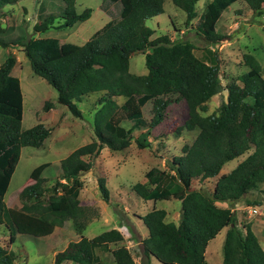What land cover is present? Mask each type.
Here are the masks:
<instances>
[{
    "label": "trees",
    "instance_id": "16d2710c",
    "mask_svg": "<svg viewBox=\"0 0 264 264\" xmlns=\"http://www.w3.org/2000/svg\"><path fill=\"white\" fill-rule=\"evenodd\" d=\"M16 1L0 0V6ZM63 1L60 17L50 13L34 23L33 33L21 43L22 51L32 70L56 90V100L74 115L81 114L75 100L93 91L101 92L97 100L100 106L93 117L95 137L60 159L59 178L65 181L57 179L47 193L42 171L50 162L43 161L32 168V181L20 190V195L32 200L33 205L7 206L4 195L21 146L42 145L52 128L41 121L18 127L23 95L19 77L12 72L16 55L6 54L0 63V115L15 120L11 124L15 133L0 134V223L12 229L9 242L14 241L15 232L41 236L65 220L85 219V208L78 197L80 174L91 168L101 148L106 145L112 151L124 150L135 129L150 130L163 120L168 105L184 100L187 116L176 131L197 129L196 135L182 145L180 154L172 156L167 169L154 165L144 173L146 182L132 185L144 199H180L177 222L165 219L163 207H153L140 215L148 229L142 239L141 264H150V255L163 264H264V249L250 223L238 225L231 209L244 194L264 184V77L260 62L251 52H245L243 60L248 68L223 86L218 62L200 58L192 41L171 38L167 33L151 38L154 28L146 20L164 11V0H102L100 7L111 22L83 43L36 36L50 28L70 27L90 16L91 7L78 12L75 0ZM172 1L185 11L184 25L194 28L209 44L227 37L217 30V22L222 11L236 0H209L199 14L195 8L198 0ZM245 2L254 16L264 15V0ZM57 18L61 19L55 24ZM0 44L17 45V41L0 38ZM139 51L145 56V74L129 70L130 56ZM222 88L227 90L226 100L220 102L217 111L203 114L208 109L207 101ZM118 95L124 96L120 104L116 101ZM147 102H151L149 117L143 111ZM51 106L52 102L46 100L44 107ZM123 119L129 124H122ZM136 143L140 147L149 145L142 136L136 138ZM244 152L248 153L243 159L217 177L210 192L192 187L194 178L217 175L225 162ZM67 182H71V189L59 191L58 187ZM97 182L100 196L108 201L105 177L98 176ZM216 200H226L229 205L219 206ZM246 201L261 202L256 198ZM225 226L222 262L211 263L205 258L206 246ZM123 239L117 227L92 237L81 236L57 252L54 262L70 259L80 264H102L94 245L106 243L111 244L113 264H136ZM0 264H14L4 243H0Z\"/></svg>",
    "mask_w": 264,
    "mask_h": 264
},
{
    "label": "rangeland",
    "instance_id": "374dc122",
    "mask_svg": "<svg viewBox=\"0 0 264 264\" xmlns=\"http://www.w3.org/2000/svg\"><path fill=\"white\" fill-rule=\"evenodd\" d=\"M101 1L102 0H76L75 8L78 12L83 10L86 6L92 8L91 15L87 19L78 20L70 27L51 28L48 29V31L46 30L43 33L36 34V36H57L61 40L83 43L105 26V20L111 19L100 7ZM208 1L209 0H198L196 2L195 8L197 14L202 11ZM63 6L64 3L62 0H18L12 4L7 3L0 6V38L4 40L15 39L17 41V45L3 46L0 44V63L8 52H13L16 55V64L12 72L19 76L23 93V117L17 120V125L22 129L41 121L52 128L50 135L46 137L42 145L37 147L33 145L21 146L19 160L4 195V200H6L9 205L15 204L16 206H20L24 203L30 207L33 205L32 200L26 197L23 198L20 195V190L23 186L32 181L29 177L32 168L43 161L50 162V165L47 166L43 172L46 175L44 176V182L47 180L46 183H44L46 192L49 193L51 189L50 184L57 180L60 175V166L57 160L66 156V154L75 147L89 142L95 137L92 109L94 110L97 106L95 103H97L100 92H94L86 97H84V95L81 100H76L75 103L81 110V114L74 115L66 105L57 102L55 98L57 94L56 90L45 78L32 70L27 57L22 51L21 43L26 40L29 34L33 33L34 23L40 21L48 13H54L55 15L60 14L63 11ZM185 17L186 13L182 8L174 4L172 0H164V11L160 14L158 23L154 17L148 18L146 23L155 29V35L168 33L171 38L179 37L188 39L194 43V51L200 58L209 62H218L223 86L227 81L236 78L248 68L243 60V54L245 52H251L260 62L262 75L264 77V15L254 16L244 0L231 3L222 11L217 23V30L227 35V37L212 44H209L202 36L196 34L194 28L184 25ZM171 19L176 26H173ZM196 19L197 16L192 19V22L195 23ZM110 22L111 20L108 21V23ZM129 69L138 74L147 71L143 52L139 51L130 56ZM226 97L227 90L222 88L219 92L210 97L207 101L208 109L202 113L207 114L217 111L218 105L221 101L226 100ZM46 100L52 102V106L47 109L44 107ZM117 100L121 102L123 98L120 96L117 97ZM143 111L146 117L151 115V102L145 104ZM165 111L166 114L164 119L158 125L151 128L150 131L148 130L145 131L144 134H139L142 130L135 129L132 134L131 143L127 148L124 150H111L112 155H116L118 159L115 160L114 157L110 155L105 156L107 158L101 159L98 163H94L92 169L80 174V179H83V186V181L88 182L86 176L89 177L92 173L94 175L103 173L105 176L108 174V176H111L109 177V182H111L114 173L118 170L122 171V175L119 173V176H115L117 181L115 178H112L114 181L112 185L115 189L112 192L111 199L109 198V200L106 201L107 204L100 200L102 198L98 186L95 183L96 195L98 196V203L96 205L102 202V206H104V208H101L102 214L107 215L111 209L112 211L114 210L116 212L115 217L124 220L123 222L120 221L121 223L118 225L122 231L125 230L124 223H129L130 221L126 219L127 214L121 212L120 209L114 206L116 200L118 201L119 198L117 192L120 191L121 195L126 192L124 193L125 197L129 194L131 197L130 204H132V214H129L128 217H130L133 222V227L136 232L143 230L145 226L139 215L145 210H149L154 200L148 201L136 194L132 188L133 183L145 179V171L154 165L167 169L168 162L172 156L180 154L182 152V145L185 142H190L197 133V129L187 130L182 128L178 129V132L176 131V127L180 126L187 116V107L184 100L168 105ZM14 121L15 120L10 117L0 115V134L3 136H5L6 133L13 135L15 129L11 124H13ZM122 124L128 125L129 121L123 119ZM137 136L146 137L147 140H150H148L150 144L143 147L138 146L135 142V137ZM231 163H227L226 165L228 166ZM81 176H83V178H81ZM121 177H127V182L119 186L118 181ZM215 180L216 176L203 179L194 178L192 187L201 188L206 192H210ZM85 186L90 193H93L94 188H92L90 183H86ZM71 187V182H67L65 186H59L58 190L69 191ZM248 197L250 199H262L264 203V191L255 189L248 194ZM88 199L87 193H83V195H81V204L88 207L89 204H86L89 203ZM121 204L123 205V203ZM179 205L180 201L174 196H172V198H161L156 200V207L166 206L170 209V214L167 219L176 220L179 218ZM98 208L99 206H97L96 209L98 210ZM261 208L263 210L262 213H264V204ZM238 213L241 217H243V215H248L247 208H239ZM250 215L252 218L253 214ZM98 216V219L101 218L99 221L93 220L87 224L83 230L85 235L92 236L112 227L111 224H113L114 221L111 216H109L106 221L100 214ZM65 221L64 223H66V225L63 228H59V230L67 229L69 231H75L79 225V222L75 220ZM11 231L12 229L6 227L4 224H0V243L6 244L14 260V264L53 263L51 252H39L40 245L45 241L44 237L15 232V239L10 243L9 235ZM257 234L264 248V222H262L261 231H258ZM224 236L225 228L223 227L214 238L208 242L209 257L210 254L213 255L216 251L218 256L222 255ZM127 239H129V237H125L126 244L131 245ZM137 245V247L141 249L142 242ZM131 250L134 251L135 248Z\"/></svg>",
    "mask_w": 264,
    "mask_h": 264
},
{
    "label": "crops",
    "instance_id": "0c3cea01",
    "mask_svg": "<svg viewBox=\"0 0 264 264\" xmlns=\"http://www.w3.org/2000/svg\"><path fill=\"white\" fill-rule=\"evenodd\" d=\"M63 1V0H62ZM76 1V0H75ZM236 1H238V0H236ZM245 1V0H244ZM63 3H64V1H63ZM246 3V2H245ZM247 4V3H246ZM64 6H65V4H64ZM64 6H63V8H64ZM248 6V5H247ZM249 7V6H248ZM250 9V8H249ZM251 10V9H250ZM162 13V12H161ZM161 13H159V14H157V15H154V16H152V17H154L155 19H156V21H157V23H158V18H159V16H160V14ZM48 14H50V13H48ZM48 14H46V15H48ZM51 14H54V13H51ZM45 15V16H46ZM55 15V14H54ZM91 15V14H90ZM57 17L59 16V14L58 15H56ZM60 17V16H59ZM151 17V18H152ZM44 18V17H43ZM61 19V18H60ZM59 18H57L56 19V21H55V24H57V22L60 20ZM87 19V18H86ZM109 20H111V19H107V20H105V23H104V25H106L107 23H108V21ZM218 23V22H217ZM103 25V26H104ZM149 25V24H148ZM152 27V26H151ZM65 28V27H64ZM153 28V27H152ZM51 29V28H50ZM48 31V30H47ZM154 31H155V29H154ZM38 34V33H37ZM168 34V33H167ZM37 36H39V35H37ZM153 36L155 37V36H157V35H155L154 34V32L151 34V38H153ZM171 37V36H170ZM59 38V37H58ZM60 39V38H59ZM69 41V40H68ZM130 59V58H129ZM16 64V63H15ZM15 66V65H14ZM14 66H13V69H14ZM12 69V70H13ZM130 70V69H129ZM132 72V71H131ZM133 73H135V72H133ZM145 73H147V71H144V73H140V74H145ZM135 74H138V73H135ZM18 76V75H17ZM19 77V76H18ZM19 80H20V78H19ZM20 85H21V81H20ZM21 90H22V85H21ZM95 92H99V91H95ZM94 93V91L93 92H90V93H88V94H84L83 96L84 97H86V96H88V95H91V94H93ZM100 94H101V92H100ZM22 95H23V93H22ZM82 96V97H83ZM122 97L123 98V100H124V96H122V95H118V96H116V101L118 102V100H117V97ZM56 97H57V94H56ZM55 97V98H56ZM82 99V98H81ZM80 99V100H81ZM98 100V99H97ZM123 100L121 101V102H118L119 104L120 103H122L123 102ZM76 101V100H75ZM180 101V100H179ZM58 102V101H57ZM176 102V101H175ZM175 102H173V103H175ZM178 102V101H177ZM58 103H60V102H58ZM95 104H97V106L94 108V110L92 109V111H93V117H94V113H95V111H96V109L100 106V104H98V102L97 103H95ZM172 104V103H171ZM81 111V110H80ZM165 114H166V111H165ZM22 117H23V115H22ZM93 117H92V119H93ZM165 117V116H164ZM22 119V118H21ZM164 119V118H163ZM93 121V120H92ZM142 131L139 133V134H144L145 133V131H148V130H145V129H141ZM150 131V130H149ZM132 134H133V132H132ZM148 134V133H147ZM133 137V136H132ZM137 137H140V136H137ZM137 137H135V142H136V138ZM145 139H147L146 137H144ZM149 140V139H148ZM53 141V140H52ZM150 141V140H149ZM46 142V141H45ZM131 143V142H130ZM150 144V143H149ZM130 145V144H129ZM147 146V145H146ZM37 147V146H36ZM70 152V151H69ZM68 152V153H69ZM249 152V151H248ZM248 152H244V153H242V154H240V155H238V156H236V157H234V158H232L231 160H228L227 162H225L224 164H223V166H222V168L220 169V172L217 174V175H215L216 176V179H217V177L221 174V173H224V172H228L229 170H231L241 159H243L246 155H247V153ZM67 153V154H68ZM66 154V155H67ZM243 154H245V155H243ZM108 155H110V156H112V157H114V159L116 160V159H118V157L116 156V155H112V152H111V150L105 145V146H103L102 148H101V150H100V152H99V154L96 156V158L94 159V162H93V164H92V166L94 165V163H98V162H100V160L101 159H104V158H107V157H105V156H108ZM64 157V156H63ZM57 161H59V163H60V160H57ZM49 162V161H48ZM232 162V163H231ZM227 163H231L230 165H226ZM49 165H50V163H49ZM49 165H47V166H49ZM60 165V164H59ZM46 166V167H47ZM92 166H91V168L90 169H92ZM155 166H157V165H155ZM45 167V168H46ZM160 167V166H159ZM45 168L43 169V171H42V176H46L43 172H44V170H45ZM161 168H164V167H161ZM89 169V170H90ZM59 170H61V169H59ZM89 170H87V171H89ZM86 171V172H87ZM122 171H120V170H118L117 172H115L114 173V177L112 176V178H115L116 179V175L117 176H119V173L122 175V173H121ZM93 175V176H92ZM92 175L91 176H89V177H87L86 176V178L88 179V182H84L83 181V186H81V188H80V190H79V195H78V197H79V200H80V204H81V195H83V193H87V195H88V202L89 203H86V204H89V206L87 207V206H84V205H82L84 208H85V216H84V218L85 219H83V218H81V219H79V218H74V219H68V220H75V221H78L79 222V225H78V227L75 229V231H69V230H67V229H62V230H59V228H63L65 225H66V223H64V222H66V221H64L62 224H60V225H55L54 227H53V229L49 232V233H47V234H44V235H41V237H44L45 238V241H44V243H42L41 245H40V247H39V252H51V254H52V257H53V263L52 264H55V262H54V259H55V256H56V253L57 252H59V251H61L62 249H64V247L67 245V243L70 241V240H77V239H79L81 236H86V237H92V236H87V235H85L84 234V232H83V230L85 229V227L87 226V224L89 223V222H91V221H93V220H97V221H99L100 219H98L99 218V214H100V216L101 217H103L104 219H105V221L107 220V218L109 217V216H111V218L113 219V221H114V223L113 224H111V226L112 227H117L119 230H120V228L118 227V225L121 223V222H123L124 220L122 219L121 220V218L120 219H118V218H116L115 217V215H116V212L113 210L112 211V209H111V211L106 215V214H102L101 212V208H104V206H102V202H105L106 204H107V202H106V200H104L102 197V199H100V200H102V202H100L98 205H96L97 203H98V199H97V195H96V193H97V191L95 190V183L97 184V186H98V182H97V178H98V176H100V175H103L104 177H105V179H106V184H107V186H108V188H109V192H110V195H109V198L110 197H112V192H113V190L115 189L114 188V186L112 185V182H114L113 180H112V178H111V182H109V177H111L110 175L108 176V174H106V176H105V174H103V173H98L97 175H94L93 173H92ZM60 176V175H59ZM59 176H58V179H60L61 181H65L63 178H59ZM211 177H214V176H211ZM81 178H83V176H81ZM206 178H209V177H206ZM81 180H83V179H81ZM47 181V180H46ZM46 181L44 182V183H46ZM56 181V180H55ZM54 181V182H55ZM116 181H117V179H116ZM147 181V177L145 176V179H142L141 180V182H146ZM216 181V180H215ZM53 182V183H54ZM124 182H127V177L125 178H120V180L118 181V185L119 186H121V185H124ZM10 183V182H9ZM52 183V184H53ZM86 183H90V185L92 186V188H94V191H93V193H90L87 189H86V186H85V184ZM52 184H50V186L52 185ZM214 184H215V182H214ZM214 184H213V186H214ZM45 185V184H44ZM264 184H261V186H260V188L258 189V190H260V191H264V186H263ZM9 186V185H8ZM99 189V188H98ZM213 189V187L211 188V190ZM255 190V189H254ZM254 190H251L250 192H247L246 194H244L239 200H237V201H235L233 204H234V206L232 205L231 206V209L232 210H235V212H236V215H237V219H238V225H242L244 222H249L250 223V226H251V228H252V230L255 232V234H256V236H257V238H258V234H257V232L258 231H261V225H262V222H264V219H263V216H264V213H262L263 212V210H262V205L264 204L263 202H262V199H261V202L259 203V204H248L247 203V201H246V199H250L249 197H248V194H250L251 192H253ZM257 190V189H256ZM118 193V196H119V198H118V201L116 200V204L114 205V206H116V208H118V209H120L121 210V212H124L125 214H127L126 216L128 217V215L130 214H132L131 212H132V210H131V208H132V204H130L131 202H130V196H129V194H128V196L127 197H125L124 196V193H126V192H124L122 195H121V192L120 191H118L117 192ZM134 193V192H133ZM136 196V195H135ZM176 199H178L179 201H180V199L179 198H177V197H175ZM111 199V198H110ZM253 199V198H252ZM109 200V199H108ZM146 200H148V201H151V200H153V199H146ZM5 201V203H6V205L7 206H11V207H14V208H19L20 206H16L15 204H11V205H9L8 203H7V201L6 200H4ZM121 203H123V205L121 204ZM137 203H138V201H137ZM215 203L217 204V205H219V206H228L229 205V203H228V201H226V200H216L215 201ZM121 204V205H120ZM23 205V204H22ZM235 205H237V206H235ZM97 206H99V208H98V210L96 209L97 208ZM137 206H138V204H137ZM153 207H156V200H154V201H152V207L150 208V209H152ZM179 207H180V205H179ZM163 208H165V210H166V216H165V219L166 220H172V219H167L168 218V216H169V214H170V209L168 208V207H163ZM243 209V208H247V211H248V215H243V217H241L240 216V214L238 213V209ZM149 209V210H150ZM98 211V212H97ZM148 210H145L144 212H142V214H144V213H146ZM262 213V214H261ZM102 214V215H101ZM141 214V215H142ZM250 214H253V216H252V218L250 217L251 215ZM179 215H180V210H179ZM178 215V216H179ZM248 216V217H247ZM126 217V219L127 220H129L130 222L128 223H124V227H125V230H120L121 232H122V234H123V237H124V239H123V242L125 243V245L130 249V246H131V249H133V248H135V250L134 251H132L131 249H130V251L132 252V255H133V258H134V260H135V262H136V264H141V256H142V247H141V249L139 248V247H137L138 245V243H140V242H142V239L144 238V237H146L147 235H148V229H147V227L145 226L144 227V229L143 230H139V232H136L135 231V229H134V227H133V222L131 221V219H130V217H128L127 218ZM139 217H140V215H139ZM132 218V217H131ZM117 220V221H116ZM179 220V218H177L176 220H173V221H175V222H177ZM121 221V222H120ZM1 224V223H0ZM225 228V232H226V226L224 227ZM257 231V232H256ZM95 235V234H94ZM139 236H140V239H139ZM125 237H129V239H127L128 241H129V243L131 244V245H127L126 244V242H125ZM214 238V237H213ZM212 239V238H211ZM210 239V240H211ZM209 240V241H210ZM258 240H259V238H258ZM13 242V241H12ZM11 243V242H10ZM259 243L261 244V242L259 241ZM208 245V244H207ZM109 246H111V244L110 245H106V243L105 244H96V245H94V250L96 251V253L100 256V258H101V261H102V264H113L114 263V257H113V255H112V253H111V251H110V248H109ZM262 246V245H261ZM208 248H209V246H206V249H205V258L209 261V262H211V263H221L222 262V255H219L218 256V253H217V251L213 254V255H211L210 254V257L208 256ZM263 248V247H262ZM264 249V248H263ZM210 258V259H209ZM160 263H162L161 261H159L155 256H153V255H150V264H160ZM60 264H80V263H77V262H75V261H73V260H70V259H64ZM163 264V263H162Z\"/></svg>",
    "mask_w": 264,
    "mask_h": 264
}]
</instances>
